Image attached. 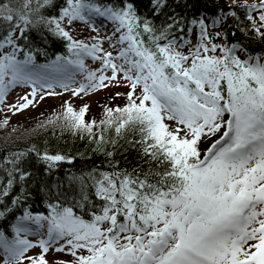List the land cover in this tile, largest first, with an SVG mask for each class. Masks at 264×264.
I'll return each mask as SVG.
<instances>
[{
    "label": "snow or ice",
    "instance_id": "obj_1",
    "mask_svg": "<svg viewBox=\"0 0 264 264\" xmlns=\"http://www.w3.org/2000/svg\"><path fill=\"white\" fill-rule=\"evenodd\" d=\"M202 3L0 0V127L67 95L38 127L87 138L107 161L66 175L72 206L49 201L34 214L30 198L63 187L53 174L76 158L31 144L0 159V222L19 213L10 238L0 227L3 264H264V53L242 42H264V0H226L210 20ZM92 16L112 32L101 38ZM78 22L91 42L74 37ZM54 41L66 51L52 58ZM102 91L125 102L89 121L86 101ZM128 132L149 164L139 174L114 162Z\"/></svg>",
    "mask_w": 264,
    "mask_h": 264
},
{
    "label": "trees",
    "instance_id": "obj_2",
    "mask_svg": "<svg viewBox=\"0 0 264 264\" xmlns=\"http://www.w3.org/2000/svg\"><path fill=\"white\" fill-rule=\"evenodd\" d=\"M20 0H14V3H19ZM226 0H207L208 8L207 10L203 6L200 7V11L208 15L209 20L211 19L212 9L215 7H224ZM243 16V13H241ZM102 23L106 24V20L99 17ZM163 19V17H162ZM246 23V22H245ZM233 21L229 19L223 24L221 30L226 29L229 25H232ZM195 34L192 35L194 38ZM229 40H232L231 35H229ZM253 54L264 53V42L258 39H254L251 36L247 39L242 40ZM66 51L64 43L62 41H54L48 44L49 56L54 58L55 54H64ZM88 60H86L87 62ZM38 63H46L43 57H40L37 61ZM100 107V106H99ZM102 111L104 109L100 108ZM102 119V118H101ZM101 119H96L95 121L99 123ZM94 131H99L95 129ZM109 135H114V132H110ZM139 134L128 132L126 133V139H120L118 146L115 148L114 162H118L121 169H126L128 171L137 170V174L146 171L149 168L147 158L144 157L140 151L138 145H130L127 141L138 140ZM31 144L37 145V147L47 149L50 153L61 152L65 155H70L76 158V163L74 165L63 164L60 166L58 172L54 173V176H58L60 179L61 187L59 190L53 189L50 195H46L44 200L41 201L35 195L30 198L29 203L31 204V210L33 213L46 214L48 211L47 204L49 201L56 203L59 201L63 206H72L73 198L77 195L75 187L69 189L67 182L65 180L66 175L73 172H78L81 169H87L92 167L93 162L97 166L106 167L107 161L102 155L94 154L92 149L95 145L91 144L90 141L85 139H80L78 136H73L68 131H61L57 125L55 128L49 126L46 128H40L25 137H17L13 139H5L0 137V159L11 154V152L16 149H24ZM111 150V149H110ZM91 158L89 163L85 164L84 160ZM155 168V165H151ZM77 214H80L79 209H75ZM19 213H14L9 216L6 220L0 222V227H3L6 235L11 237V232L9 231V224L15 223L13 218L14 215ZM30 238V237H29Z\"/></svg>",
    "mask_w": 264,
    "mask_h": 264
},
{
    "label": "rangeland",
    "instance_id": "obj_3",
    "mask_svg": "<svg viewBox=\"0 0 264 264\" xmlns=\"http://www.w3.org/2000/svg\"><path fill=\"white\" fill-rule=\"evenodd\" d=\"M90 23L94 24L95 27L98 29L101 38L112 32L113 25L108 21L106 22V24L102 23L99 17L92 16L90 19ZM209 30L211 31V29ZM216 30L221 31V28H218ZM73 35L77 39L87 40L91 42L90 37L94 35V33L91 32V29L87 25L78 22L74 28ZM191 39L193 43L196 42V36H194V38L191 37ZM216 42L219 43L220 41H216ZM103 48L106 50H111L107 42L103 44ZM86 64H88L92 68L98 66L94 64L90 59L86 62ZM77 79L79 80L81 79V77L77 76ZM19 91H21V89L19 88L12 90L6 97L7 103L11 104L16 97V93ZM112 91L126 92L127 88L113 89ZM109 95H110L109 92H103V91L100 92L98 96L90 95L89 99L86 101L87 103L91 104V111L87 114V119L89 121L103 118L104 112L103 110L100 111L101 110L100 108H103L105 106L115 107L124 104L125 101L122 99H117L115 100V103H113L111 100L108 99ZM62 99L67 100L68 99L67 95H65ZM62 99L48 98L43 103H40L38 106L30 107L29 109L23 111L20 114L13 116L11 115V113H9V116L11 117V123L6 129L0 127V137L5 139H13L19 136L25 137L28 134L38 131L40 129L38 125L41 122L45 121L48 118H54V116L57 113H60L62 111ZM80 105H81L80 101L75 102V106L77 108H79ZM3 118H4L3 115L0 114V120H2ZM166 123L171 124L173 122L166 121ZM12 128H16L18 129V131L15 133L12 132ZM207 146L208 145H201V148L203 149ZM29 239L35 241L37 237L30 236ZM29 254L31 255L32 253L30 252ZM48 258L52 259V256L49 255ZM63 259H68V257L65 255L63 256ZM0 264H3L2 254H0Z\"/></svg>",
    "mask_w": 264,
    "mask_h": 264
}]
</instances>
